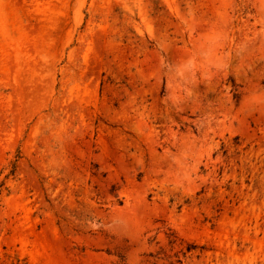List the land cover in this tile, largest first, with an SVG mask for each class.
Masks as SVG:
<instances>
[{"label": "rangeland", "instance_id": "1", "mask_svg": "<svg viewBox=\"0 0 264 264\" xmlns=\"http://www.w3.org/2000/svg\"><path fill=\"white\" fill-rule=\"evenodd\" d=\"M0 264H264V0H0Z\"/></svg>", "mask_w": 264, "mask_h": 264}]
</instances>
